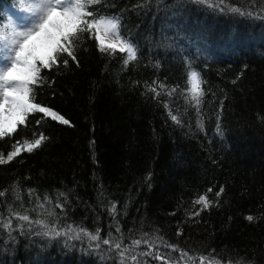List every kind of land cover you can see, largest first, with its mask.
Here are the masks:
<instances>
[{"label": "trees", "instance_id": "1", "mask_svg": "<svg viewBox=\"0 0 264 264\" xmlns=\"http://www.w3.org/2000/svg\"><path fill=\"white\" fill-rule=\"evenodd\" d=\"M10 2L0 0V24ZM225 4L241 12L197 0H101L90 6L98 15L118 18L122 37L138 49L137 60L125 67L124 54L99 52L84 33L76 48L78 65L68 58L64 66L62 55L57 66L42 70L34 102L69 124L30 113L26 126L0 139L6 158L17 140L47 137L32 153L0 165V218L9 219V206L20 210L18 189L27 209L48 196L52 203L46 207L58 214L61 231L68 225L100 228L102 238L111 231L125 247L141 239L126 254L127 264H161L140 255L148 250L175 264H220L218 257L224 264H264V0ZM192 70L203 81L199 111L190 103ZM153 82L165 86L158 97L148 91ZM201 195L213 202L203 211L194 203ZM39 212L31 215L39 218ZM18 225L14 220L11 233L0 227V264L119 259L86 237L51 238L35 226L21 232Z\"/></svg>", "mask_w": 264, "mask_h": 264}, {"label": "snow or ice", "instance_id": "2", "mask_svg": "<svg viewBox=\"0 0 264 264\" xmlns=\"http://www.w3.org/2000/svg\"><path fill=\"white\" fill-rule=\"evenodd\" d=\"M100 2L101 0H31L29 6L24 9L29 15L23 23L18 22L0 28V139L16 133L18 125L26 126L30 113H42L44 117L51 118L53 121L64 125L69 124L67 119L53 109L34 102V86L43 83L42 70L50 71L54 66H57L62 55L67 57L62 61L64 66L69 64L68 58L78 65L76 48L84 33H88L89 38L97 42L99 52L109 55H114L117 52L124 54L126 57L123 60L125 67L137 60L138 49L133 42L122 37L118 18H108L98 15L94 10H89L90 6ZM197 2L208 4L210 7H219L224 4L229 11L241 12L239 7L226 5L225 0H197ZM187 83L190 103H193L199 111L205 94L202 89L203 81L200 73L195 70L190 71ZM164 87L163 84L157 86L156 82H153V85L148 87V91L158 97L161 94L158 88L164 89ZM175 92L176 89L173 88L169 95ZM169 116L172 121L180 123L179 117L171 111H169ZM199 126L203 128L202 124ZM46 139L44 134H39L38 138L33 140L24 139L22 143L17 140L13 145V150L7 154L6 158L0 155V165L7 164L22 152L32 153L35 149L40 148ZM208 192L211 193L212 189L209 188ZM223 192L224 188L221 187L216 192V196L219 197ZM3 195L4 193L0 192V196ZM14 195L15 200L20 201L18 205L20 210L9 206V219L0 218V227L7 229L9 233L13 230V221L15 220L19 222L18 226L21 232L35 226L41 229L39 234L51 238L65 236L72 240H82L86 237L90 242H97V248H100L101 244L108 246L107 250L119 257L116 264H127L126 254L134 251L142 243L141 239H133L131 245L125 247L124 241L119 237H113L111 231L106 234L107 238H102L100 228H96L93 232L86 228L68 225L61 231L57 219L58 214L52 208L46 207V204L52 203L48 196L43 197L46 203L37 202L36 208L27 209L21 200L18 189L14 190ZM194 203L202 206L200 211L213 205L207 195L199 196ZM55 207L63 210L62 204L58 203ZM36 209L40 210L39 218L31 215ZM110 213L115 217V205L111 207ZM199 214V211L195 213V215ZM246 219L251 222L254 217L248 215ZM115 231L121 232L118 225ZM144 243H147L150 249L155 247L150 240H146ZM161 243L173 252L179 251L174 244L163 240ZM181 254L187 255L186 252H181ZM140 255L151 257L160 261L161 264H175L171 257L161 254L159 251L148 250ZM217 259L220 260V264H224L222 258L218 257ZM131 260L136 261L137 256L132 255ZM209 264H216V261L210 260Z\"/></svg>", "mask_w": 264, "mask_h": 264}, {"label": "rangeland", "instance_id": "3", "mask_svg": "<svg viewBox=\"0 0 264 264\" xmlns=\"http://www.w3.org/2000/svg\"><path fill=\"white\" fill-rule=\"evenodd\" d=\"M9 7L7 9L6 17L0 24V28L6 25H14L18 22L23 23L28 18V13L24 11L31 2V0H10ZM10 31V28H9Z\"/></svg>", "mask_w": 264, "mask_h": 264}]
</instances>
